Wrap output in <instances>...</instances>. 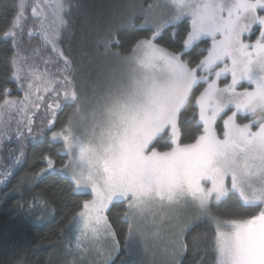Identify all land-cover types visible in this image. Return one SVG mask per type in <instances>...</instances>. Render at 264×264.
<instances>
[{
  "label": "snow or ice",
  "instance_id": "6c2138e0",
  "mask_svg": "<svg viewBox=\"0 0 264 264\" xmlns=\"http://www.w3.org/2000/svg\"><path fill=\"white\" fill-rule=\"evenodd\" d=\"M74 7L19 0L0 36L12 49L5 82L22 94L0 89V185L27 162L30 144L46 140L35 155L42 166H29L13 188L31 195L17 207L26 204L37 219L54 211L47 192L36 191L50 177L84 197L66 226V253L80 264L92 254L93 264H113L114 210L127 224L126 253L139 242L152 264L158 250L164 264H184L190 246L200 256L189 264H205L209 254L212 264H264V0H155L110 18L98 40L107 71L90 96L77 91L60 46ZM29 20L27 37L39 41L33 56L22 47ZM41 48L51 52L43 71L34 59ZM77 116L88 122L84 133ZM229 201L234 210L220 215ZM201 222L211 236L198 232L190 245L187 234Z\"/></svg>",
  "mask_w": 264,
  "mask_h": 264
},
{
  "label": "trees",
  "instance_id": "16d2710c",
  "mask_svg": "<svg viewBox=\"0 0 264 264\" xmlns=\"http://www.w3.org/2000/svg\"><path fill=\"white\" fill-rule=\"evenodd\" d=\"M151 0H73L76 7L72 10L71 20L72 27L70 31H65L61 35L60 46L71 57L72 78L75 80L76 87L79 85L78 76L84 71L93 73L98 56H102L104 49L102 45H98V40L106 27L110 18L116 17L121 13H125L133 6L139 5L141 2L146 7ZM19 0H0V36L3 30L8 26L10 18L15 14V6ZM30 3V0H26ZM30 17V9L27 12ZM139 23V20H137ZM34 22L29 20L25 28V37L22 47L24 55L33 56L32 49L39 44L38 40H31L27 37V27H33ZM170 31V30H169ZM122 34V39H123ZM12 55V49L8 43L0 39V89L12 88L13 95H22L15 92V85L6 83L7 77L10 75L8 69V59ZM51 55L50 48L45 50L41 48L39 55L35 56V63L41 71L45 65L42 58ZM53 60L55 57H52ZM61 68L63 64L59 65ZM49 70L56 72L57 68L49 65ZM57 78H61L59 75ZM74 105L65 106L57 118L56 129H59L67 121L69 114L73 111ZM191 116V111L184 113L183 119ZM37 125L39 121L37 120ZM187 132V128L185 129ZM36 132L39 131L37 127ZM50 132L48 136H50ZM60 145H57V149ZM46 148L45 143L30 144L27 148V162L16 171L15 176L6 185H0V264H14L17 257L24 261V264H59V254L62 252V244L67 231L68 221L77 210L76 205L79 204L84 197L76 195L72 192L68 184L60 181L57 177H50L39 188L37 192L45 190L48 200L54 211L47 213L43 218L37 219L39 213L28 215L27 208L22 210L17 207L18 203H24L31 200V195L27 189L22 193L13 191L20 176L29 166L35 171L42 165L35 161V155L42 149ZM56 149H53L55 153ZM6 155V153H5ZM59 166L60 158L55 157ZM66 158V157H65ZM234 210L231 201L222 205L218 212L222 216H227ZM118 213L114 210L112 214V223L117 232L120 248L124 246L125 234L127 232V224L123 220L117 218ZM207 231L209 237L212 229L208 227L206 222L195 223L191 231L188 232V240L191 245L192 237L198 233ZM123 251V249H121ZM200 253L193 257V249L190 246L188 253L184 258V264L189 261L198 260ZM119 257L113 259V264L119 263ZM213 257L209 254L205 260V264H212ZM128 264H143L141 262H129Z\"/></svg>",
  "mask_w": 264,
  "mask_h": 264
},
{
  "label": "rangeland",
  "instance_id": "374dc122",
  "mask_svg": "<svg viewBox=\"0 0 264 264\" xmlns=\"http://www.w3.org/2000/svg\"><path fill=\"white\" fill-rule=\"evenodd\" d=\"M155 0H151L148 3H153ZM107 64H108V58L104 56H98L97 61L95 64V69L93 70V73H88L89 71H84L81 75L78 76L79 79V85H77V91L81 92V94H88L91 95L92 91V85L97 82V78L100 77L103 78L104 73L107 71ZM223 79V78H222ZM230 79V78H229ZM82 111L86 114L88 112V106L85 105L82 109ZM75 123L80 125L78 127V131L81 133H84L88 128V122L85 121L83 124L80 123V117L77 116L75 118ZM58 130V129H54ZM51 135V134H50ZM185 215L188 217H191L194 220L195 213L191 209L184 210ZM147 230L151 231V224L147 226ZM67 233V231H66ZM65 233V237L62 244V252L59 254V264H71L73 259L75 258L76 264H80V257L79 256H71L66 253V248L68 247V237ZM151 241H149V245H151ZM123 249V251L121 250ZM119 257V263L121 264V260L125 259L129 262H141L143 264H152L153 262V256L151 253L145 254L143 251V246L138 242L135 246V250L132 254H128L125 251L124 246L120 248L118 254H113V259ZM99 258L95 257L94 254L90 255L88 259L84 261V264H93V261H98ZM164 254L162 251H157V255L155 257V264H164Z\"/></svg>",
  "mask_w": 264,
  "mask_h": 264
}]
</instances>
